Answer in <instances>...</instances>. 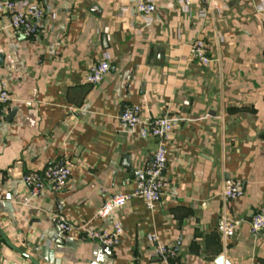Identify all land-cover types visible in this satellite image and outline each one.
Returning a JSON list of instances; mask_svg holds the SVG:
<instances>
[{
	"label": "crops",
	"instance_id": "0c3cea01",
	"mask_svg": "<svg viewBox=\"0 0 264 264\" xmlns=\"http://www.w3.org/2000/svg\"><path fill=\"white\" fill-rule=\"evenodd\" d=\"M35 1L48 11L37 38L4 30L0 14V80L12 94L0 115V264H33L26 255L53 264L55 214L75 228L111 226L97 211L135 190L133 172L157 148L120 122L133 105L144 120L176 121L169 187L155 212L135 198L117 213L125 236L113 258L98 243L64 240L75 247L61 264H165L154 235L173 254L168 264H264V231L250 226L264 205V0H197L188 10L179 0ZM140 1L155 6L150 19ZM197 40L209 46L207 67L192 56ZM105 58L109 74L87 84ZM62 162L72 167L67 189L33 198L24 176ZM228 180L243 198H223ZM224 217L239 223L228 240L218 231Z\"/></svg>",
	"mask_w": 264,
	"mask_h": 264
},
{
	"label": "built area",
	"instance_id": "2783aa9c",
	"mask_svg": "<svg viewBox=\"0 0 264 264\" xmlns=\"http://www.w3.org/2000/svg\"><path fill=\"white\" fill-rule=\"evenodd\" d=\"M205 4H211L214 0H201ZM197 0H179L181 7L190 9ZM49 10V9H48ZM47 8L38 4L35 0H0V14L9 18V23L4 30H9L15 35L26 39L39 36L41 24L47 16ZM137 12L150 19L155 12L152 3L140 1L137 5ZM205 16V13L202 14ZM193 58L202 66L207 67L213 61L209 56V46L203 40H197L191 45ZM111 65L107 58L93 66L85 82L90 85L101 84L109 74ZM12 103L10 85L7 81L0 80V115ZM123 126L129 129L140 130L142 140H155L157 148L151 162L133 172L135 190L130 194H116L109 198L97 211L95 218L98 220H110L109 228H98L91 224H85L75 228L62 214H55L53 222L62 240L69 242L83 243L92 241L99 245L115 249L119 247L125 236L123 222L117 217V213L127 208L135 198L144 201L150 212H155L169 187L166 178L168 166L167 145L176 129V121L170 116L143 119L141 106H126L119 118ZM72 178V167L68 162L53 164L41 172H33L24 176V184L29 188L33 198L42 196L45 192L61 193L65 191ZM244 192L241 184L236 180H228L223 192L226 201H236L243 198ZM251 233L255 236L264 231V205L254 214L250 222ZM239 229V223L235 220L224 217L218 226V231L225 239L233 238ZM78 232V233H77ZM80 233V234H79ZM151 242L157 246L158 255L161 260L168 264L172 257L171 250L162 242L157 235L151 237Z\"/></svg>",
	"mask_w": 264,
	"mask_h": 264
},
{
	"label": "water",
	"instance_id": "95a60500",
	"mask_svg": "<svg viewBox=\"0 0 264 264\" xmlns=\"http://www.w3.org/2000/svg\"><path fill=\"white\" fill-rule=\"evenodd\" d=\"M3 63V55H0V66H2ZM13 115H15V112L12 114L11 117H13ZM2 234V232H0ZM2 236L4 237V234H2ZM71 247H75L73 243H66L64 240L59 239L57 241V248H56V252L50 253V259L49 261L53 264H61V262L63 260H69V258L67 257V254L72 253L70 250H66L67 248H71ZM105 254L109 257V258H113L112 255V250L107 248V250L105 251ZM67 255V256H66ZM26 257L31 260L33 262V264H38L35 260H33L32 258H30L29 256L26 255ZM95 264H106L105 259L103 258V256H100ZM216 264H229L225 262L224 257H220L217 259Z\"/></svg>",
	"mask_w": 264,
	"mask_h": 264
}]
</instances>
